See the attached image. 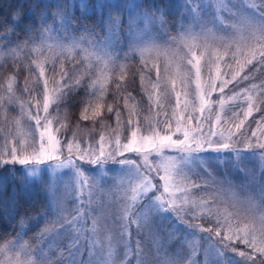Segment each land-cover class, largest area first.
<instances>
[{
	"label": "rangeland",
	"instance_id": "obj_1",
	"mask_svg": "<svg viewBox=\"0 0 264 264\" xmlns=\"http://www.w3.org/2000/svg\"><path fill=\"white\" fill-rule=\"evenodd\" d=\"M96 1L98 4L101 2V0ZM141 1L115 0L125 5L141 4ZM229 2L242 14L258 18L256 10L248 6L249 0H225L226 4ZM183 4L179 31L176 36H173L176 38L175 43L172 42L173 37L167 35L159 19L155 23L147 24V30H145V23L138 20L130 30L127 10L119 11L121 17L124 16L126 20V28L122 36L118 40L115 36H108L103 41L108 43L113 52V60L128 52L138 56V68L133 73L130 94L112 118H103L92 124L64 122L53 105L49 109L50 118L58 117L60 122L67 126L68 132L65 134L67 138L75 132L82 146L85 142L94 144L101 134L109 139L119 135L121 142H125L124 137L130 134L126 127L130 111L134 118L139 120L141 131L147 128L149 120L162 118L156 117V111L160 109L155 108L153 102L149 100L151 85L156 81V73L154 69L151 71L148 69H151L153 63L159 65L161 77L165 76L164 67L169 64V61H171L169 66L173 68L172 74L175 73L176 64H179L181 70L185 72L187 69L181 60L173 58L171 54L153 59V54L146 53L142 57L134 47L138 34L142 33L146 41L150 40L161 48H172L182 56L185 48L180 39L181 34L189 36L191 33L192 37H195V39L189 37L192 43L200 46L206 42L208 51L213 53L209 56L202 47L194 49L198 54L204 53L202 66L207 61L214 60L217 51L223 54L228 50L226 45L231 44L233 40H239L241 34L247 35L246 32L242 33L237 28L229 27L230 24L236 23L232 18L234 9L218 12V0H184ZM138 11L146 10L141 8ZM59 42L68 43L69 41L66 37H51L38 51V61L44 57L52 58L44 63V78L49 80L50 88L52 73H48V70L53 63L59 66L62 61L66 69L67 62L72 65L78 62L80 67L77 70H83L78 77L91 74L94 81L101 76L102 72L107 71L112 63L111 61L105 66L103 61H98L95 55H90L98 51L92 48H89L88 53L76 49L72 55L62 54L56 48ZM228 51L230 54L231 50ZM219 66L221 73L230 71L223 61L219 62ZM202 75L206 80V69L202 71ZM222 78L229 77L222 75ZM56 79L59 80V76ZM39 80L40 78L36 83L37 98H39L41 87ZM253 84L257 85L255 89L251 88ZM160 87L163 91V81ZM245 88L249 89L253 102L258 104V94L261 88H264V72L256 71L252 79L243 81L239 87L229 85L225 89L224 116H230L231 111L246 110L247 105L243 95ZM233 94H238L237 99L229 100ZM28 99L30 97L24 95V98H20L19 101ZM211 99L217 101L220 95L212 93ZM162 103L163 111L170 113L175 99L169 97ZM15 105L19 113L15 120L19 119L24 130L30 131L27 127L29 122L26 117L21 116L19 103ZM117 111L120 113L121 121L119 128L116 120ZM260 115V112L253 111V115L246 122L245 130H242L245 131V136L233 138V147L241 150L239 156L234 152L232 154L225 152L222 157H217L221 154L205 152L199 154L204 163L199 164L197 160L196 163L199 165H188L185 168L192 183L203 185L207 182V187L191 189L188 194L189 199L206 203L199 207L189 203L183 205L178 212H161L153 201L156 196H160V192L156 190L149 191L135 202L132 201V189L140 183L137 177L130 175L134 172L132 165L112 161L98 165L80 161L78 162L79 171L74 166L59 169L49 163L40 166L34 177L44 178L50 189L54 212L53 223L36 245L27 246L22 242L16 243L12 250H7L2 256L0 264H17V261L21 264H252V261L242 259L234 252H224L219 247L218 239L201 229H214L217 222L223 225L226 220L233 227L249 224V220L245 217L251 210L242 203L238 204L237 201L244 202L251 199L258 210L261 203L260 188L264 185V158L261 157L264 149L248 147L243 141L247 139L253 145L257 144L260 134L257 133V137H252L251 132L255 130V121L259 120ZM240 118L243 119L242 116ZM58 126L56 120H53V127ZM7 131H17L13 122ZM14 139V135L9 137L10 142ZM259 142L264 143V137H260ZM6 152L7 148H4L3 153ZM4 158L9 157L4 155ZM129 158L136 157L130 155ZM158 159L155 153L149 157L153 164L157 163ZM138 163H142V160H138ZM189 168H194V171H189ZM153 183H159L157 177H153ZM164 199H168L166 194ZM177 204H181L179 197ZM77 216L79 219L71 225L67 223ZM60 225H63V228ZM221 231L222 235L228 234L226 228H222ZM235 244L239 246V250H246V246L240 241H235ZM218 252L223 255H219Z\"/></svg>",
	"mask_w": 264,
	"mask_h": 264
},
{
	"label": "snow or ice",
	"instance_id": "obj_2",
	"mask_svg": "<svg viewBox=\"0 0 264 264\" xmlns=\"http://www.w3.org/2000/svg\"><path fill=\"white\" fill-rule=\"evenodd\" d=\"M248 6L256 10L258 18L242 14L239 9L232 7L231 2L226 4L225 0H218V12L224 9L229 11L234 9L232 18L236 23L230 24L229 27L237 28L242 33L246 32L247 35L241 34L239 40H233L231 44L226 45V49L231 50L230 54L228 50L223 54L217 51L215 59L207 61L203 66L201 61L204 53L198 54L194 49L202 47L209 56H212L213 53L208 51L206 42L200 46L192 43L189 39L192 37L191 33L189 36L181 34L180 39L185 48L182 56L172 48H161L150 40L146 41L142 33L137 35V43L134 47L142 57L146 53L153 54V59L171 54L173 58L183 62L187 71L181 70L180 65L176 64L175 73L172 74L173 68L169 66L171 63L169 61V64L164 67L165 76L161 77L159 65L152 64L151 69L148 70H155L156 81L151 85L149 100L153 102L155 108L160 109V111H156V117L162 118L149 120L147 128L141 131L139 120L134 118L130 111L126 122L130 134L124 137L125 142H121L119 135L109 139L101 134L99 140L94 144L85 142L82 146L75 132L71 134L70 138L65 136L68 132L67 126L62 124L58 117L50 118L49 109L55 105L58 111L60 102L66 99L76 87H79L81 81L75 75L70 76L61 61L59 71H57L55 63L51 65L52 86L50 88L49 80L44 78V63L52 58L44 57L36 65L37 76L40 78L39 83L41 84L39 98L35 95L37 90L30 87L29 80L31 78L24 81L22 88L24 95L30 99L19 101L11 90V84L6 89L8 96H0V113L6 109L8 104L19 103L21 116L26 117L29 122L27 127L30 129V131H25L19 119L13 121V125L17 129L16 132L0 129V132H4L2 142H0V165H23L25 175L34 177L40 166L46 163L53 165L56 169L74 166L79 171L78 162L80 161L98 165L112 161L134 167V172L130 175L137 177L140 183L132 189L131 199L133 202L148 194L149 191L156 190L160 192V196H156L153 201L161 212H178L183 205L189 203L197 207L205 204V201L190 200L188 194L191 189L207 187V182L203 185L192 183L185 168L188 165L204 163L199 154L205 152L221 154L217 157H222L225 152L231 154L234 152L239 156L241 150L233 147V138L245 136V131L242 130H245L246 122L253 115V111L260 112L261 115L259 120L255 121L256 128L251 132V136L257 137V133H259L260 137H264V88H261L260 91L259 104L253 102L248 88L243 89L246 110L231 111L230 116L227 117L223 115L226 106L223 98L225 89L229 85L239 87L243 81L252 79L256 71L264 72V0H249ZM97 7L108 9V18L104 23L110 36L116 34L121 24V17L114 15L113 10L116 12L122 9L127 10L130 30L138 20L145 23V30H147V24L155 23L158 19L162 25L166 24L162 15L157 17L153 12L138 11L143 7L139 3L125 5L115 2V0H101ZM160 11L162 13L163 9ZM19 15V12L14 14L13 23L18 22ZM61 26L71 28L72 18L70 15L64 14ZM51 31L52 28L48 25L47 20L42 18L36 36L29 35L22 45H17V48L40 51L45 46V41L41 37L47 36ZM88 31L85 28V33ZM66 39L69 41L68 43L59 42L56 45L62 54L72 55L76 49L88 53L89 48H92L98 51L90 55H95L96 59L103 61L105 66L113 60V52L106 41H97L87 34L81 35L79 38L66 35ZM171 39L173 43L176 42L175 37ZM38 40L40 47L33 48L32 45ZM48 47L51 48V46ZM220 61H223L225 66L230 69L229 72L221 73ZM145 67H148L146 62ZM205 69L207 71L206 80L202 75V71ZM213 69H215V74H213ZM222 75L229 78L223 79ZM57 76H59V80L56 79ZM107 79L108 77L102 72L101 76L93 81V88L99 84V95L96 92L90 94L92 99L87 102L88 106L84 113H87L91 108L93 116L100 115L103 110V104L100 101L103 98L104 82ZM141 79L143 80V76ZM120 80H123V72ZM161 81H163V91L160 87ZM121 87L122 85L117 82V91ZM256 87L255 84L251 85L252 89ZM212 93H218L220 99L212 101ZM169 97L175 99L170 113L163 111L164 104L162 103ZM237 97L238 94H233L229 100H235ZM107 110L113 111L110 106ZM241 116L243 119L240 118ZM82 118L87 120L89 116L82 114ZM6 119L5 117L4 122ZM53 120H56L58 127H53ZM116 120L119 128L121 123L119 111L116 112ZM13 135L15 139L10 142L9 137ZM260 137L257 138L256 145L247 139L243 143L248 147L264 149V143L259 142ZM4 148H7L6 153H3ZM153 153L159 158L155 164L149 160ZM4 155L9 158L5 159ZM130 155L136 158H129ZM261 157L264 158V153H261ZM138 160H142V163H138ZM197 160H199V164L196 163ZM6 170L11 177L23 180V177L16 175L14 169L6 168ZM188 170L194 171V168ZM153 177H157L159 183L154 184ZM165 194L168 197L167 200L164 199ZM259 195L261 203L258 210L251 199L244 202L237 201L238 204L242 203L251 210L245 217L249 220V224L243 227L239 225L233 227L226 220L223 225L217 222L214 229H201L216 237L219 247L224 252H234L242 259L252 261V264H264V185L261 186ZM178 197L181 200L180 205L177 204ZM76 219H79V216L73 217V220L67 223L71 225ZM60 227L63 228V225ZM197 227L199 226L197 225ZM222 228L227 229V235H222ZM237 240L246 246V250H239V246L235 244ZM4 247H8V244H5ZM218 254L223 255L221 252ZM69 256H71V252H69ZM17 264H21V262L17 261Z\"/></svg>",
	"mask_w": 264,
	"mask_h": 264
},
{
	"label": "trees",
	"instance_id": "obj_3",
	"mask_svg": "<svg viewBox=\"0 0 264 264\" xmlns=\"http://www.w3.org/2000/svg\"><path fill=\"white\" fill-rule=\"evenodd\" d=\"M183 3L184 0L141 1L144 10L155 13L157 17L163 16V20L166 21L163 26L167 35L171 37L176 36L179 31ZM97 6L96 0H0V96H8L6 89L11 84L15 96L18 99L24 98L22 88L28 78H31L30 87L36 89L39 79L36 67L39 62L38 51L17 48V45H22L29 35L36 36L42 18L46 19L52 28L47 36L41 37L44 41L51 37L60 38L66 35L79 38L87 34L97 41L105 40L110 36L104 23L108 18V12ZM160 9H163L162 13ZM17 12L20 13L18 22L13 23L14 14ZM64 14L71 16V28L61 26ZM113 14L121 17L115 10ZM85 28L89 30L87 33ZM125 28L126 20L122 16L121 24L114 35L117 40L122 36ZM32 47H40V41H36ZM77 63L66 64L65 71L70 76L75 75L81 83L60 102L57 111L60 118L67 123L83 124L112 118L130 94L133 73L138 68V56L128 52L112 60L107 71L104 72L108 79L104 82L103 98L100 101L103 110L97 116H93L91 108L87 113H84V110L88 106L87 102L92 99L90 94L96 92L99 95V85L92 87L94 77L91 74L78 77L83 70H77L80 67ZM56 66L59 71V66ZM48 71L51 73V68ZM122 72L123 80H120ZM117 82L122 85L119 91L116 89ZM260 98L259 92L258 104ZM109 106L113 109L112 112L107 110ZM18 114L15 103L8 104L0 113V129L8 130ZM82 114H87L89 119H83ZM5 117L6 122H4ZM3 135L4 132H0V140ZM6 168L14 169L16 175L23 177V180L11 177ZM23 170V165L20 164L0 165V259L18 242L27 246L36 245L54 220L50 189L46 180L42 177H28ZM5 244H8V247L5 248Z\"/></svg>",
	"mask_w": 264,
	"mask_h": 264
}]
</instances>
